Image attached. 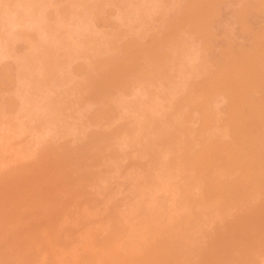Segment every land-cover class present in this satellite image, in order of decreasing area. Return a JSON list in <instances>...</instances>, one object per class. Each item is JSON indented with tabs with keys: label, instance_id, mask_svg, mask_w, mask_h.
I'll use <instances>...</instances> for the list:
<instances>
[{
	"label": "rangeland",
	"instance_id": "rangeland-1",
	"mask_svg": "<svg viewBox=\"0 0 264 264\" xmlns=\"http://www.w3.org/2000/svg\"><path fill=\"white\" fill-rule=\"evenodd\" d=\"M0 264H264V0H0Z\"/></svg>",
	"mask_w": 264,
	"mask_h": 264
}]
</instances>
